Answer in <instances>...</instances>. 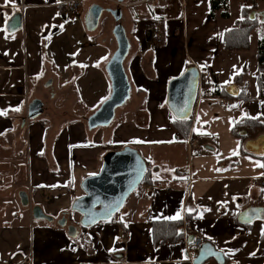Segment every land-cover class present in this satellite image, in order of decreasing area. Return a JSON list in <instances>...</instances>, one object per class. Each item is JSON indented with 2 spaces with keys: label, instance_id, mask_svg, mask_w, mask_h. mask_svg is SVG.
<instances>
[{
  "label": "crops",
  "instance_id": "obj_1",
  "mask_svg": "<svg viewBox=\"0 0 264 264\" xmlns=\"http://www.w3.org/2000/svg\"><path fill=\"white\" fill-rule=\"evenodd\" d=\"M67 1L0 0V208L8 211L7 217L0 213V264H191L185 255L195 237L210 243L225 264H264L263 156L244 150L264 129L233 134L244 119L264 128L257 82L264 2L257 0L251 14L260 24L250 34L249 50L236 52L223 49L224 35L244 9L252 10L253 0H228L226 20L210 19L209 0H125L122 26L130 48L124 67L131 95L108 127L90 130L87 119L111 95L105 70L117 49L116 23L106 11L118 1L83 0L76 16L65 12ZM93 5L105 12L90 33L84 17ZM15 14L22 26L10 35L6 25ZM155 32L163 36L161 47L153 42ZM189 67L201 80L184 140L172 125L167 86ZM202 83L240 92L245 86L248 99L202 96ZM34 100L44 112L28 121ZM189 140L200 145L198 152ZM126 147L146 160L150 184L160 189L148 192L143 185L110 222L70 239L57 222L66 214L79 221L70 207L83 195L80 184L98 175L106 154ZM7 175L8 181L1 178ZM35 206L53 222L34 221ZM248 207L262 208V219L242 226L237 217ZM155 223L181 224L180 240L154 245ZM159 227L158 237L172 234Z\"/></svg>",
  "mask_w": 264,
  "mask_h": 264
},
{
  "label": "water",
  "instance_id": "obj_2",
  "mask_svg": "<svg viewBox=\"0 0 264 264\" xmlns=\"http://www.w3.org/2000/svg\"><path fill=\"white\" fill-rule=\"evenodd\" d=\"M117 8L107 10L114 19L116 26L112 31L117 49L106 66V75L110 82L111 95L104 101L100 109H97L93 115L87 119V126L90 130L98 127H108L115 115V110L122 108L126 100L131 95L130 84L125 73L124 61L129 55L130 40H128L125 27L121 24L123 16L121 4L124 0H117ZM105 11L99 5H93L85 14L84 26L90 32L96 30L99 20ZM261 22H264V12L259 13ZM21 16L15 14L12 20L6 25L8 34L13 35L21 29ZM200 74L195 67H189L181 73L176 79L169 81L167 86V105L172 118L178 121L191 120V116L196 106L200 84ZM239 89L236 86H229L226 94L230 97H238ZM27 120L32 121L44 112L43 105L39 100H34L28 107ZM26 118L22 119L25 126ZM244 150L253 156H264V135H260L256 140H248ZM102 165L98 175L87 177L81 184L82 196L76 198L71 204L70 214L79 215L78 225L67 226V219L57 222L60 229L66 228L67 235L70 239H76L80 230H89L102 222H110L118 212L123 209L129 196L140 188L147 172L146 160L132 147H126L123 150L112 151L106 154L102 159ZM21 204L28 207L29 201L24 193L19 195ZM262 208L248 207L246 211L240 212L237 221L242 226H248L251 223L261 221ZM33 220H43L51 223L53 218L46 216L43 210L35 206L31 210ZM194 239V238H193ZM189 240V243L193 241ZM213 259L217 264H225L224 257L221 253L209 243L201 246L194 264H206Z\"/></svg>",
  "mask_w": 264,
  "mask_h": 264
},
{
  "label": "trees",
  "instance_id": "obj_3",
  "mask_svg": "<svg viewBox=\"0 0 264 264\" xmlns=\"http://www.w3.org/2000/svg\"><path fill=\"white\" fill-rule=\"evenodd\" d=\"M256 1L257 0H253L252 3V10H248V9H244L242 11V18L240 20V22H238V24L236 25V27L234 29H232L231 31H228L224 37L225 39H223V49L226 51H236V52H241V51H247L249 50V38H250V34L256 30V28L258 27V25L260 24L259 19L256 17L251 16V14L253 13V11L257 10V6H256ZM262 2H264V0H261ZM209 17L211 20H213L214 18H216L217 16H219L222 20H226L227 18H229V8H228V0H209ZM257 61L259 62V64H257L258 66V88H260L259 90V97L264 99V37H260L257 40ZM244 77H240V78H236L235 79V83H237V85L239 83H241V80ZM200 90L202 91L201 95L202 96H211V98H224L227 100H233L236 99L237 101L239 100H247L248 99V95H247V89L245 86H243L242 88V92H240L238 97H228V95L225 93L226 92V88L224 87H218V86H213L212 88H210L207 84H203L201 85ZM190 123L191 120H183V121H178L175 120L173 118L172 120V125L173 128L178 131L179 136L184 139L187 140L190 137ZM262 124L259 123L258 121L254 122L252 120H248V119H244L241 122H237L235 123L234 126V131L233 134H235L236 136H239L237 134V132L243 131V133L245 132L246 135L248 134V132H252V134L254 135H259V132H262V130L264 128H262ZM247 137V136H246ZM242 142L245 141V137H241ZM261 160L263 161L264 164V156L260 157ZM147 174L144 177L142 183L140 184V187H142L144 184H150V179H149V175L151 174V172L147 169ZM161 226V227H159ZM181 226V224L177 223H172V224H160V223H155L154 227H153V238L155 239L154 241V245H160V244H165L169 241L175 242L180 240V236H177L176 233L178 231V228ZM157 227L165 230V232H168L169 229H172V234L171 235H167L163 238L158 237L157 236Z\"/></svg>",
  "mask_w": 264,
  "mask_h": 264
},
{
  "label": "built area",
  "instance_id": "obj_4",
  "mask_svg": "<svg viewBox=\"0 0 264 264\" xmlns=\"http://www.w3.org/2000/svg\"><path fill=\"white\" fill-rule=\"evenodd\" d=\"M84 4L85 3L83 2V0H68L66 4L63 5V7L66 13L70 14L71 16H76L83 9ZM152 39L154 40L153 42L157 47H161V45H163L164 39L161 32L158 33L155 32L152 35ZM224 105L226 106L228 105V103H224V101L221 102V106ZM189 144H190L189 147H193V150L195 152H198L200 150L199 147L200 145L197 144L195 141L190 142L189 140ZM261 181L262 182L260 183V186L264 188V177L262 178ZM144 186H145L144 187L145 190L148 192L159 190L161 187L156 183H151V184L146 183L144 184ZM202 245H204L202 237H195L193 241L187 245V252L185 255V259L187 263L194 264L193 261L196 259L198 252H200V248Z\"/></svg>",
  "mask_w": 264,
  "mask_h": 264
},
{
  "label": "rangeland",
  "instance_id": "obj_5",
  "mask_svg": "<svg viewBox=\"0 0 264 264\" xmlns=\"http://www.w3.org/2000/svg\"><path fill=\"white\" fill-rule=\"evenodd\" d=\"M117 1V0H116ZM125 1V0H124ZM125 3H126V1L123 3V4H121V9H122V13H124V9H125ZM101 6V5H100ZM117 6H119V5H117V3H114L113 4V7L114 8H116ZM102 7V6H101ZM103 8V7H102ZM104 9V8H103ZM105 10V9H104ZM121 24H126V22H125V19H124V15L122 16V18H121ZM116 26V25H115ZM94 44V42L92 41L91 42V44L90 45H92V46H94L93 45ZM3 180H6V181H8L9 179H11L10 178V175H7V176H3V177H1ZM140 189V188H139ZM12 194V192H10V195ZM27 209H29V208H26V210ZM0 213L1 214H3V210L0 208ZM7 215H8V211L7 210H4V214L1 216V217H7ZM10 215V214H9ZM8 218H9V216H8ZM68 220H69V217H68ZM71 220V219H70ZM71 224L69 225V226H74V227H76V225H78V220H77V217L75 216L74 217V219L73 220H71ZM69 224V223H68ZM80 232V231H79Z\"/></svg>",
  "mask_w": 264,
  "mask_h": 264
},
{
  "label": "flooded vegetation",
  "instance_id": "obj_6",
  "mask_svg": "<svg viewBox=\"0 0 264 264\" xmlns=\"http://www.w3.org/2000/svg\"><path fill=\"white\" fill-rule=\"evenodd\" d=\"M66 217H67V218L69 217V220L67 219V224H66L67 226H69V225L71 224V220H70L71 218H70V215H67V214H66ZM68 223H69V224H68Z\"/></svg>",
  "mask_w": 264,
  "mask_h": 264
},
{
  "label": "snow or ice",
  "instance_id": "obj_7",
  "mask_svg": "<svg viewBox=\"0 0 264 264\" xmlns=\"http://www.w3.org/2000/svg\"><path fill=\"white\" fill-rule=\"evenodd\" d=\"M8 3V0H6V4ZM261 167H264V165H261ZM180 217L177 216L176 219H179Z\"/></svg>",
  "mask_w": 264,
  "mask_h": 264
}]
</instances>
